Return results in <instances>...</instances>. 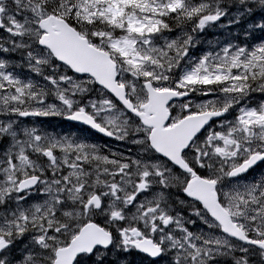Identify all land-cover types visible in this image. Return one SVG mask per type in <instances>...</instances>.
<instances>
[{
    "label": "snow or ice",
    "instance_id": "snow-or-ice-1",
    "mask_svg": "<svg viewBox=\"0 0 264 264\" xmlns=\"http://www.w3.org/2000/svg\"><path fill=\"white\" fill-rule=\"evenodd\" d=\"M0 264H264V0H0Z\"/></svg>",
    "mask_w": 264,
    "mask_h": 264
},
{
    "label": "rangeland",
    "instance_id": "rangeland-1",
    "mask_svg": "<svg viewBox=\"0 0 264 264\" xmlns=\"http://www.w3.org/2000/svg\"><path fill=\"white\" fill-rule=\"evenodd\" d=\"M220 32H221V30L210 31L208 36H207V39H213L216 36H220V34H219ZM134 259H136V258L134 257Z\"/></svg>",
    "mask_w": 264,
    "mask_h": 264
},
{
    "label": "bare ground",
    "instance_id": "bare-ground-1",
    "mask_svg": "<svg viewBox=\"0 0 264 264\" xmlns=\"http://www.w3.org/2000/svg\"><path fill=\"white\" fill-rule=\"evenodd\" d=\"M220 34V33H219ZM134 258V257H133Z\"/></svg>",
    "mask_w": 264,
    "mask_h": 264
}]
</instances>
